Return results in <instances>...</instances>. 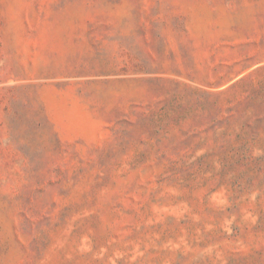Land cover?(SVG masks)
Masks as SVG:
<instances>
[{
	"label": "rangeland",
	"instance_id": "374dc122",
	"mask_svg": "<svg viewBox=\"0 0 264 264\" xmlns=\"http://www.w3.org/2000/svg\"><path fill=\"white\" fill-rule=\"evenodd\" d=\"M0 264H264V0H0Z\"/></svg>",
	"mask_w": 264,
	"mask_h": 264
}]
</instances>
